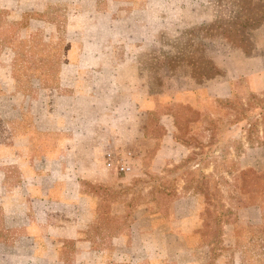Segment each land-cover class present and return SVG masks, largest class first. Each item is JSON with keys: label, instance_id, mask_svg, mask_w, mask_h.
I'll return each mask as SVG.
<instances>
[{"label": "rangeland", "instance_id": "374dc122", "mask_svg": "<svg viewBox=\"0 0 264 264\" xmlns=\"http://www.w3.org/2000/svg\"><path fill=\"white\" fill-rule=\"evenodd\" d=\"M0 4V63L7 69L9 79L1 90L8 96L0 103L1 111H15L12 106L23 99L25 111H29L35 108L31 99L40 100L47 91H84L76 84L80 76L86 77L82 81L88 77L90 84L81 85L89 90L108 96L132 92L141 105L150 91L158 106L156 95L164 88L177 87L186 78L207 82L222 76L224 70L215 65L214 57L222 58L224 51L264 54V0H0ZM113 45L117 46L115 52L110 47ZM81 60L87 63L80 68L81 75L78 68L70 70L75 84H62L64 67H74ZM127 61L132 65L128 66ZM9 94L14 98L10 99ZM42 101L46 105V100ZM157 106L154 111H159ZM214 109V117H204L188 107L183 109L184 129L179 138L189 144L193 153L185 162L167 167L165 179L147 168L153 151L145 160L141 147L147 142L138 131L123 145L110 143L101 147L97 164L105 173L122 179L126 175L105 168L103 153L109 148L133 151L134 170L140 175L127 188L134 189L136 202H141L146 198L142 193L156 183L160 195H153V199L163 209L177 196L178 176L184 178L189 190L201 193L198 194L206 208L203 216L207 226L200 240L212 243L214 254H222L225 262L232 263L238 258L232 230L225 229L223 233L216 218L227 210L230 216L234 209L249 205L244 192L248 184L264 193V179H259L253 169L241 173L237 161L244 140L250 145L264 144V76L257 83L237 79L233 95L217 100ZM135 114L138 116L137 111ZM32 123L29 119L23 127ZM194 125L198 126L196 132ZM202 126L212 130L208 131L210 138ZM20 127L18 122L0 118V171L7 173L4 185L0 183V242L12 241L19 234L6 227L3 213L6 205L19 210L26 197L21 185L22 167L28 165L20 163V158L27 161L47 150L18 146L21 141L16 130ZM140 157L143 165L137 163ZM263 171L260 174L264 175ZM122 183L115 196L126 189ZM89 186L101 195L109 194L105 186ZM257 198L252 201L261 204L262 213L255 225H261L264 201L258 195ZM236 232L245 264H264V232L252 229L251 224H243ZM9 264L32 263L12 257Z\"/></svg>", "mask_w": 264, "mask_h": 264}, {"label": "crops", "instance_id": "0c3cea01", "mask_svg": "<svg viewBox=\"0 0 264 264\" xmlns=\"http://www.w3.org/2000/svg\"><path fill=\"white\" fill-rule=\"evenodd\" d=\"M110 47L117 50L116 45ZM214 63L224 70L222 76L202 83L186 78L177 87L164 88L156 95L158 106L150 91L141 105L132 92L108 96L89 90L81 85L90 84L88 77L82 81L86 77L80 76L76 84L84 91H47L40 100L31 99L35 108L29 111H25L24 99L17 104L13 99L11 109L15 111L0 109V118L21 125L16 130L21 141L18 146L47 149L27 161L19 160L28 165L22 167L21 185L26 197L19 210L5 206L4 223L19 234L12 241L0 242V264H9L12 257L31 260L32 264H230L222 259L224 255L214 254L212 243L200 240L207 226L202 197L186 187L184 178L178 176L177 196L163 209L153 199V195H160L159 185L148 186L142 193L146 198L136 202L138 195L127 186L140 173L134 170L119 179L97 164L101 147L110 143L123 145L138 131L147 142L141 147L144 159L153 151L147 168L165 179L167 167L183 163L193 153L179 138L184 129L183 109L188 107L204 117H214V103L231 97L237 79L257 83L264 76V54L249 56L242 50H227L222 58L215 56ZM126 64L132 65L129 61ZM73 66L64 67L62 84L74 85L70 70L78 68L81 75V67L87 63L81 60ZM6 73L0 63V103L8 99L1 91L9 81ZM155 106L159 111H154ZM29 119L33 123L23 127ZM194 130H198L197 125ZM202 130L208 132L205 126ZM41 135L46 139L38 140ZM237 161L240 170L263 171L264 144L250 145L244 140ZM137 163L143 165V158ZM6 176V171H0L2 186ZM118 182H123L126 189L115 196L121 186ZM89 184L105 186L109 194L101 195ZM261 213L260 205H247L234 209L233 219L222 224L223 233L225 229L232 230L236 251L237 229L258 222ZM237 253L238 258L231 264H242V253Z\"/></svg>", "mask_w": 264, "mask_h": 264}, {"label": "built area", "instance_id": "2783aa9c", "mask_svg": "<svg viewBox=\"0 0 264 264\" xmlns=\"http://www.w3.org/2000/svg\"><path fill=\"white\" fill-rule=\"evenodd\" d=\"M103 161L107 170L126 175L134 171L136 157L131 150L109 148L103 153Z\"/></svg>", "mask_w": 264, "mask_h": 264}, {"label": "trees", "instance_id": "16d2710c", "mask_svg": "<svg viewBox=\"0 0 264 264\" xmlns=\"http://www.w3.org/2000/svg\"><path fill=\"white\" fill-rule=\"evenodd\" d=\"M243 49V48H242ZM245 51V50H244ZM213 66H215V65H213ZM216 67V66H215ZM217 68V67H216ZM202 83V82H201ZM232 95H233V93H232ZM230 98V97H229ZM195 112H197V111H195ZM197 114H199L198 112H197ZM211 119V118H210ZM210 124V123H209ZM208 124V127L210 126ZM207 130L208 131H211L212 132V130H209L208 128H207ZM211 136V135H210ZM182 142H184V141H182ZM187 146H189V144H187L186 142H184ZM185 162V161H184ZM249 169H251V168H249ZM247 170L248 169H246V170H242L241 171V173H243V174H246V172H247ZM254 170V169H253ZM254 171H256V170H254ZM257 172V176H259V179H261V180H263L264 178H263V176L264 175H262V174H260L261 172H258V171H256ZM264 172V171H263ZM242 179V182H243V186L245 185V180L243 179V177H241ZM253 185H256V183H254ZM248 188L247 189H245V194L248 196V198L250 199V202H249V205H259L260 203H255V201H252V199H258L257 198V195H258V197H261V199H262V201H264V193H263V191L261 190V192H259L260 190H257V189H254V188H252L251 186L252 185H249L248 184ZM242 188V187H241ZM196 189V188H195ZM196 191V190H195ZM197 192V191H196ZM198 193H200V192H197V194ZM200 195H201V193H200ZM261 199H259V200H261ZM261 205V204H260ZM261 207V206H260ZM262 209V208H261ZM205 211H206V208H205ZM205 211H204V213H205ZM229 210H227L226 212H228ZM225 212V211H224ZM225 212V214L223 215H218L217 216V218H216V221H217V223H219V224H221V226H222V224L224 223V222H226V221H231L232 219H233V214L232 215H230V216H228V214ZM221 214V213H220ZM255 224H257V223H253V224H251V227H252V229H255V230H259L260 231V233H262V232H264V219H263V223L261 224V225H255ZM249 227V226H248ZM260 227V228H259ZM262 240H263V242H262V247H263V249H264V238H262ZM239 245V234H238V236H237V248H238V250L240 249V246H238ZM264 252V251H263ZM241 253H242V255H243V250L241 251ZM242 264H245V257L243 256V259H242Z\"/></svg>", "mask_w": 264, "mask_h": 264}]
</instances>
